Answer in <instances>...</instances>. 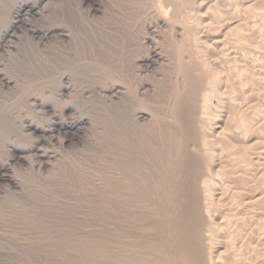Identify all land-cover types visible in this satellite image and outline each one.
I'll use <instances>...</instances> for the list:
<instances>
[{"label": "rangeland", "instance_id": "rangeland-1", "mask_svg": "<svg viewBox=\"0 0 264 264\" xmlns=\"http://www.w3.org/2000/svg\"><path fill=\"white\" fill-rule=\"evenodd\" d=\"M12 1L13 0H0V12L2 13L5 8H9ZM32 1L41 3L40 5H38V12L36 14L27 13L24 15V17L22 16V22L16 26L14 34L8 38L7 46L4 47L5 49L3 48L4 50L2 49L3 51H1L0 53V71L5 73L12 82L9 85L0 81V164L4 165V167L7 166L6 169H8V171L6 170V172L4 173V177L2 176L3 180H1L2 177H0V264H133V261L134 264H162L163 262L165 264V260L168 258L167 254H170L171 248H173L172 250L176 249L174 248L176 247V244L174 243L176 241L172 238V235L170 237L172 231H170L171 228L170 226H168V208L170 209L169 206L171 204V201L166 202V200L172 197L171 190H173L174 187L180 184L179 174H182L180 173L181 171L184 172L185 170H187L186 168L188 167L185 166L184 168L185 164L183 163H186V161L189 160V156L194 157V163H190L191 165H193V167H189L188 171L195 167V169H198L196 171H199V173L201 171V173H203L202 179L198 183L201 186H204L205 184L204 188H208V190L215 188L218 191L225 192L222 197L225 196L223 198H225L226 201L223 198L222 199L225 202L222 200H220L219 202L217 200L218 202H216L220 204L216 203V206L220 207L221 205L220 208L224 209L226 207V212H232V217L228 214L229 219H238L240 217V220H237L240 225L244 226L246 225L245 223L248 222V225H246L247 229H249L248 226H250L251 224V228H254L253 226H256L255 232H257L258 228H261L257 233H255L257 234V236H255L254 241L256 240V242H253L254 244H246L247 248L245 244H243V248H245L244 250H248V248L250 247L248 250L249 253L245 252L239 243L240 246L238 247H241L243 251L242 253H244V256L249 260H246L247 258L242 259V262H244L245 260V263L240 262L239 264H260L262 261V263H264V228L262 227L264 226L262 225L264 223V219L262 218L264 216V156L261 155L263 157L257 158L261 159V161L258 160L257 162H261L263 165L261 163V165H259V163L251 164L252 162H254L258 155L260 156V154L257 153L258 149L260 150L262 146L264 147V141H261L264 140V128L262 127V125L260 127L258 123L261 122V120L259 121V119L256 117V115L260 114L261 112L262 114L264 113V71L260 69L264 68V58L262 59L259 58V56H255L256 59L259 58L256 61L262 59V65L259 63L260 61L256 63L253 56L254 59L248 58V62H244V64L243 62H241L243 65L240 64L239 67L242 69H239V67H237L238 64L235 68L234 66H232L233 69L231 67L227 68L228 70L232 69L233 73H235L234 70L236 71L239 69V74H234L235 77H237L236 75H239L236 79L233 74L231 75V78L233 79H230L229 76V80H235L231 83V81L227 80L225 75H222L223 73L221 74L222 76L219 73H217L216 76L214 74L217 71L213 70L214 73L210 71L214 68V66L212 65V67L211 64H209L210 67L206 65L208 62H210V57L207 58L206 55V46L204 48V46H202L198 42V44H196V47L193 45L192 48L194 49L196 54L199 55V57L197 56L198 60L199 58L201 59V61L199 60L198 62L199 65H201L200 67L203 69V73H200V76L196 77L197 79L194 78L192 80L193 82L190 80L192 84H187L190 87L189 92L193 94L191 95L190 93H188L190 95L189 98L195 97V101L197 102V99L202 97L203 95L206 98L208 97V95L209 97L211 96L207 99L204 97V100L206 101L203 100L204 104H202V106L198 108L199 110L201 109L200 111L197 110V108H193V111L195 112L190 114L192 115L191 120H195L196 122L201 119L198 122L199 124L202 123L200 126L198 125L200 128L197 127L194 129V133L192 132L194 136H191H193V138L185 133L187 131H185L184 128H188V126L185 124H187L188 122L184 123L185 121H181V107L177 106V103L179 102L181 96L180 92H182V87H184L186 83L184 82L185 80H183L182 77L183 75L187 74L184 72V64L182 63V65H178L180 63L178 61H181L180 58H182V54L184 53L183 51H185L186 49H184V43L181 41L180 35L174 32L171 28L164 29V27L163 30L162 26L160 25L157 26V29L155 30L156 25L154 26V24L156 23L155 20L157 19L155 17H157L159 14L158 9L156 10L157 5L156 7L154 5L157 0H104L105 2L103 0H89L86 2L82 0ZM93 1L96 3V6L99 9L97 12H94V9H97L96 6L94 7V9H91L89 7L90 5H88ZM201 1L202 0H198L197 4ZM207 1L208 3L210 2V0ZM207 1L205 2V6L203 7V14L206 12L205 7L208 4ZM13 4L14 3H12V5ZM154 7L158 14L155 10L151 9ZM148 9L150 12H153V14L151 13L150 15ZM226 12V15H224V12H221L222 14L220 12H218L217 14L215 13V16H213L214 18H209L210 16H207L210 20L204 14L206 17L204 19V23L206 24V22L209 21L205 25L206 27L208 26L207 31L209 30L210 33H213V35L214 33H216V31L222 32L223 28L220 30V25H223L222 27H225L224 25L227 19L223 20L221 18L223 16V18L228 17L230 13L229 12L227 14ZM219 13L221 15L220 17H218ZM149 15L152 16V18L154 17V22H152V18H150ZM146 22L150 23L151 25L153 24L154 30H150L152 33L148 31V23ZM190 25L191 24H187L185 26L188 27ZM55 26H59L60 30L56 34H51L53 35L52 37H46L45 35H35L32 33V30L34 29L44 32L48 28ZM260 26H258V28H260ZM159 27L161 29H158ZM206 27H204V29H206ZM239 28H241V26L238 27V29ZM255 28H257V26ZM255 28L252 27V31ZM238 29L236 30L238 32H241L242 28L240 30ZM261 29L262 27L257 30L255 29V31L258 32V30L261 31ZM62 30L63 32H67V34L69 35L68 38H65L61 35ZM243 31L242 34L244 33ZM203 32H205L206 35V31L204 30ZM235 32L236 31L234 29L232 33L234 34ZM225 33L226 34L224 36L226 38H223V36V41L216 42L219 44L214 43L213 45V43L210 44L212 40L209 42L207 41L211 46V51L213 49V52L215 51L214 54L217 52L215 55L217 57L218 55L221 56V51H223L224 49V53H226V56L228 54V57H230V54H238L239 57H243V48L246 50L248 48L249 50L254 45L251 40V42H249V40H245L248 39V36L246 35L245 37H243L244 35L241 36L242 34L238 33V35L241 34L239 35L241 37V39L239 38L240 40H242V37L245 38L243 39V42L238 39V35L235 34V37H237L235 39H238V41H235L231 32ZM245 33L249 35V32ZM148 34H150V36ZM217 34L215 36H217ZM228 35L230 36L228 37ZM203 38L202 41H205L206 36L204 38L205 40H203ZM153 39L155 40L153 41ZM143 40L148 41L144 42ZM153 43H155L156 45L154 44V46ZM153 47L158 48L160 52L162 51L161 54L165 53L163 54L164 59L155 60L154 58L153 63L150 62V64L146 66L147 64H144L143 58L145 59L148 57V55H150L148 54V52L150 51L149 48L151 49ZM239 48H242V51ZM237 50H239L241 53ZM144 55L147 56L145 57ZM207 59H209V61ZM250 60L251 62H249ZM156 61L158 62L156 63ZM105 63L106 65H104ZM223 66L225 67L224 62ZM105 67L107 70L105 69ZM146 67L149 68L147 69ZM206 67L209 69V72L208 69L206 70ZM219 69L221 70L220 67H218V70ZM224 69L226 70V68ZM249 69L253 71L254 69L255 71H257L258 69L259 71H261L262 75L260 74L261 76H258L260 79L256 78L257 80H259H254L257 82H252L251 78L249 82V79L247 77L252 74L251 71L249 72ZM181 71H183L184 74L181 73ZM210 72L213 73V75ZM208 73L211 74V77L208 75ZM213 76H216V78H214ZM217 77L219 79H217ZM220 80L225 81L224 83L222 82V84H219L221 83ZM141 84H144V87H142ZM181 84L182 86H180ZM192 86L196 87L197 89L193 88ZM200 86L202 87L200 88ZM147 89H149L148 92L146 91ZM137 92L138 94H140L138 95ZM194 93L196 94V96ZM197 95H199L200 97ZM37 100L44 101L47 107H49V110L41 108L40 103ZM109 106L111 107V109ZM135 107H138L137 109L139 112H137ZM134 109L136 113H134ZM206 110L209 113H207ZM132 113H134V115ZM140 114L145 117L143 118ZM204 115H208V119H206L207 116L205 117ZM202 116L204 119L201 118ZM250 116L251 121H249ZM150 118L151 120L149 121ZM255 118H257L256 121ZM211 119L213 120L210 121ZM242 119L245 121H243ZM127 120L130 121L128 122ZM214 120L218 121L215 122ZM253 120L255 122H253L252 124ZM75 121L78 123V126H76L72 130L63 128L61 126V123L70 124ZM208 121L212 123L209 122L208 124ZM29 122H33L35 125H38L44 133H40L38 135L26 131L27 129L25 128V126H27ZM127 122L129 126L128 124L126 125ZM182 122L185 126L184 127L182 125V127L184 128L181 127ZM217 123L220 127L217 128V130L214 129V131H211V128L209 127L214 128L215 126H217ZM152 124L154 126H152ZM249 124H252V128L254 127L253 129L255 133H257L259 129L258 133L261 132L260 136L258 133V136L256 135L255 137V134L254 136H252L254 132L253 129L251 131V128L249 130ZM255 125H259V128L257 129V126ZM255 128L257 130H255ZM130 129L131 131L129 132ZM219 129L220 131H218ZM260 129L262 130L260 131ZM116 130H118L119 132ZM147 130L150 132L148 133ZM198 130L199 132H197ZM211 132L214 133L211 134ZM219 132H223L224 134H220ZM95 135H97L98 137ZM128 136H131L132 139ZM248 137H250L251 139ZM260 137H262V139H260ZM190 138L192 141L190 140ZM254 138H258L259 140L257 139L258 141H256ZM205 140L206 142H208L209 140L211 141H209L207 144ZM127 141H129L130 143ZM193 141L197 145L194 146V148H196H193L194 151L192 150L191 153V151L188 150L192 149L193 146H191L192 143L190 142ZM253 141L255 142L254 144H252ZM147 142L149 144H147ZM210 142L212 143L210 144ZM198 143L201 145H199ZM245 143L246 145H244ZM255 144L257 147L255 146ZM12 145L17 147L16 149L18 152H15V150L11 148L13 147ZM187 145H189V147ZM211 145L213 148L211 147ZM247 145H249V147ZM258 145L260 147H258ZM254 146L257 149H255ZM204 148L207 152L204 150ZM214 149L218 150L215 151ZM224 149L225 152L223 151ZM196 152L199 155L196 154ZM259 152L261 153V151ZM210 153H212V155ZM165 154H167L168 156H166ZM207 154L209 157L207 156ZM184 155H188V158L187 156L183 158ZM18 156L21 157L18 158ZM16 158H18L20 161ZM226 158H228V160H226ZM195 159L197 160V162ZM205 159L216 163V165H213L212 163V165L214 166L212 172V169H210L209 166L211 162L209 161L207 163ZM250 159H252V161ZM249 160L250 162H248ZM136 163H138L139 165ZM220 163L222 165H220ZM255 164H257L256 169L253 167ZM206 165L208 166L206 167ZM218 165H220L221 167H224L226 165L225 168H220L222 169V174H220V176L218 173H220L221 170L219 169L220 172H218L216 169L219 168ZM208 167L210 170L208 169ZM245 167L248 168L246 169ZM249 169L252 171V173ZM215 171L217 173H215ZM258 172L263 176H261L262 179L259 176ZM175 174L178 175L175 176ZM7 176L8 179L5 178ZM104 176L106 179L102 178ZM161 176H163V178ZM235 176L237 177V179ZM99 177L102 179H100ZM206 177H208L209 179ZM223 177H225V180H223ZM235 179L238 181H236ZM102 180H104V182L101 184V188L103 187V184H107L106 186H104V189L105 187L106 189L109 188V191L111 188L110 191L113 192L109 193V197L107 195V199L114 201V199L116 198L113 203L114 205L112 204L109 209L107 207L108 203L106 204V201L104 203L105 205L103 204L102 206L97 207L96 204H94L95 199L92 198L93 195L91 196L95 189V186L100 184ZM165 181H167V184L165 183ZM169 182L172 183V186ZM108 184L110 187L108 186ZM138 186L140 187V189ZM234 186L241 187H239V189L237 187L235 188ZM168 187H170V189ZM225 187H228L227 190L229 191H225ZM137 188L140 191H138ZM104 189L102 188V190ZM141 189L143 190V192ZM165 189H167L168 193H170L164 194V192H167V190ZM234 190L236 192L239 191V194L236 192L231 193ZM161 193L163 194V196H161ZM240 193L242 194L240 195ZM231 194L235 198H232ZM133 195L137 196L134 198ZM123 197L129 200L130 198L132 200L134 199L135 202L138 201L139 205L136 204L137 202L135 203L131 200L133 202L132 203L131 201ZM230 199L233 200L231 201ZM250 199L252 200V202ZM139 200L143 201L139 203ZM234 200L237 202H235ZM248 200L251 202V204ZM232 202L235 203L238 207H236L235 204L233 205ZM243 202L247 203L245 204ZM134 203L138 206H135ZM256 203L258 206L256 205ZM83 204L85 205L83 206ZM93 205L95 206L92 207ZM227 205L230 206L228 207ZM231 205L233 208H231ZM248 206H250L252 209ZM245 210L247 211V213ZM242 211L247 216L246 218H244V221L247 219V222H244L242 219L244 214ZM250 213L252 216L250 215ZM136 214H139L138 216L140 218ZM236 214L238 216L239 214L241 215L237 217ZM127 216L131 218L129 219ZM233 216H236V218ZM126 218L129 221H127ZM140 219L142 220V222ZM121 220H123V222H121ZM115 221H117L119 224ZM240 221L242 222V224ZM155 222L157 224H155ZM166 222H168V224ZM110 225L112 228H110ZM133 226L135 228H133ZM243 226H241V233L244 236L243 230H245L244 232L246 234V228L244 226L243 229ZM217 227H220V231L217 230ZM225 227L230 228V230L226 229ZM212 228H214L212 231L214 232L212 233L213 235L218 234L219 232L217 240L221 242H225V239L228 242L230 240L234 241V239H232L234 238L233 236L239 237L241 235V230L238 232L239 229H237V227H234V232H231V229H233L232 226L229 227L224 225L221 227L216 226V224L214 223V226H212ZM238 228H240V226H238ZM146 229H148V231ZM235 233L237 236L234 235ZM261 233H263V236L261 235ZM148 234L151 235L148 236ZM87 236L89 239L87 238ZM125 236L127 237L125 238ZM161 236H164V238H161ZM226 236L230 238L228 239L226 238ZM241 237L242 236H240V238ZM256 237H259L260 239L258 238L257 241ZM171 238L173 241L171 240ZM158 241L160 242L158 243ZM151 243H153L154 245H151ZM119 245L121 246L120 248ZM252 248V252L254 254L251 252ZM165 249L167 252H169H165L166 256H164ZM109 251L111 252V254ZM138 251L142 252L140 253ZM158 252L162 255L164 254V257L162 256V258L165 259L164 261L159 259L161 261H158L159 263L156 262L158 260L157 257L160 256ZM99 254L101 255L99 256ZM84 255L85 257H83ZM250 256H255L257 261H253L255 257L252 258ZM140 257L143 259H141ZM147 257L149 259H147ZM123 259L126 260L124 261ZM137 259L139 260L136 261ZM250 260H252L254 263L252 261L251 263Z\"/></svg>", "mask_w": 264, "mask_h": 264}, {"label": "bare ground", "instance_id": "bare-ground-1", "mask_svg": "<svg viewBox=\"0 0 264 264\" xmlns=\"http://www.w3.org/2000/svg\"><path fill=\"white\" fill-rule=\"evenodd\" d=\"M42 1V0H41ZM43 1H45V0H43ZM82 1H89V0H82ZM91 1V0H90ZM99 1V0H98ZM104 1V0H103ZM136 1V0H135ZM142 1V0H141ZM202 1H204V0H202ZM200 2V3H198L197 4V2H198V0H157L156 1V3L154 4L155 5V7H156V5H157V7H156V10L158 9V13H157V11L155 10V7L154 8H151V9H153V10H155L156 11V13L158 14V16L157 17H155V18H157L156 20L155 19H153L152 18V16H150L151 15V13L153 14V12H150L149 11V9H148V11L150 12V15H149V17L150 18H152V22H154V20L156 21V23L154 24V26L156 25V28H155V30L157 29V26H162V29L164 28V29H166V28H171L174 32H176L177 34H179L180 35V38H181V41L184 43V49H186L185 51H183L184 53L182 54V58H180V60L181 61H178V62H180L178 65H182V63L184 64V67H185V73H187L186 75H183V80H185L184 82H186L185 83V85H184V87H182L183 89H182V92H180L179 94L181 95L180 96V99H179V102L177 103V106L178 107H181L180 108V110H181V113H180V118H181V121H185L184 123H186V122H188L187 124H185V125H187L188 126V128H186L184 125H183V122H182V124H181V127H182V125L185 127H182V128H184V130L185 131H187V132H185V133H187V135H189L190 137H193L194 135L192 134V132L193 131H195L194 129L195 128H197V127H199L201 124H199V120H201V119H199V117H198V121H196L195 122V120L193 121V120H191V117H192V115H190V114H192V113H194L195 111H193V108H197V110H199L198 108H200L201 106H202V104H204V102H203V100H204V95L202 96V97H200L199 95H197V96H199L200 98H198L197 99V102L195 101V97L192 99V98H189L190 97V95L188 94V93H190L191 95H193L191 92H189V86L187 85V84H189V83H191V81L194 79V78H196L197 76L199 77L200 75V73H203V69L200 67L201 65H199V60L201 61V59L199 58V60H198V57H199V55L198 54H196V52L194 51V49L192 48L193 47V45L196 47V44H201L202 46H204V48H205V46H206V55H207V58L208 57H210V62H208L209 61V59H207L208 61V63L206 64V65H208L209 67H210V65L209 64H211V66L213 65L214 66V68L212 69V70H210V71H212L213 73H214V71L213 70H215V71H217L214 75H216L217 76V73H219L220 75L222 74V75H225L226 76V78H227V80L228 81H231V80H229V76H230V79H233V78H231L232 76V74H233V76H234V74H239V72H238V70L239 69H242V68H240L239 67V65L241 64V65H243L244 64V62H248V58H252V59H254L255 58V61L257 60V59H259V58H264V0H210V2L208 3V1L207 0H205L204 2ZM207 1V5H206V12L204 13L205 15H206V17L207 16H210L209 18H214L213 16H215V13L217 14L218 12H224V15H226L225 14V12L226 11H228V12H226L227 14L229 13V16L228 17H225V18H221V19H227V21L225 22V27H222L223 25H220V30L223 28V31L222 32H217L216 31V33H214V35H213V33H210V31L208 30L207 31V29H208V26L206 27L205 25L207 24V22H209V21H207L206 22V20H205V22H206V24L204 23V19L206 18L205 17V15L202 13L203 12V7L205 6V2ZM105 2V1H104ZM12 3H14L13 5H12ZM87 3H89V2H87ZM102 3V2H101ZM137 3V2H136ZM149 3V2H148ZM41 3H38L37 1L35 2H33L32 0H13L12 2H11V6L9 7V8H5L3 11H2V13L0 12V53H1V51H3L5 48L4 47H6L7 46V44H8V38L9 37H11L13 34H14V30H15V28H16V26L18 25V24H20L21 22H22V16L24 17V15L25 14H27V13H33V14H36L37 12H38V5H40ZM84 4V3H83ZM103 4V3H102ZM88 5H90L89 7L91 8V9H94V7L96 6V3L93 1V2H90V4H88ZM98 5V4H97ZM143 5V4H142ZM109 6V5H108ZM142 7V6H141ZM149 7H151V6H149ZM89 8V9H90ZM96 8L97 9H94L95 11L94 12H97L99 9H98V7L96 6ZM106 8V7H105ZM143 8V7H142ZM147 8V7H146ZM90 9V10H91ZM104 9V8H103ZM101 10V9H100ZM142 10V9H141ZM92 11V10H91ZM140 11V10H139ZM88 12V11H87ZM93 12V11H92ZM103 12V11H102ZM145 12V11H144ZM220 13H219V16L218 17H220L221 15H220ZM90 14V13H89ZM92 14V13H91ZM155 14V13H154ZM156 14V15H157ZM207 14H209V15H207ZM222 14V13H221ZM93 15V14H92ZM99 15V14H98ZM145 15V14H144ZM156 15H154V16H156ZM94 16V15H93ZM144 17V16H143ZM217 17V16H216ZM208 18V17H207ZM208 18V19H209ZM147 19V18H146ZM216 19V18H215ZM210 20V19H209ZM214 20V19H213ZM149 22V21H148ZM148 22H146V23H148ZM151 22V23H152ZM224 22V21H223ZM189 25V24H191L190 26H188V27H186L185 25ZM223 24V23H222ZM213 25V24H212ZM248 25V26H247ZM261 25V26H260ZM148 31H150V30H154V26H153V24L151 25L150 23H148ZM241 26V28L243 29V30H245V28H246V30L245 31H243L241 28H239L238 29V27H240ZM242 26H244V27H242ZM257 26V28H255ZM258 26H260V28L262 27V29H261V31L260 30H258V32H256L255 31V29L257 30V29H260V28H258ZM144 27H146V26H144ZM204 27H206V29H204ZM252 27H254L255 29H253V31H252ZM147 29H145V30H147ZM158 29H161L160 27L158 28ZM163 29V30H164ZM206 31V35H205V32H203L204 30ZM234 29H235V31L237 32H235L234 34L232 33V31H234ZM236 29H238V30H240L241 29V32H238ZM59 26H55V27H51V28H48L46 31H44V32H42L41 30H37V29H34V30H32V33L33 34H35V35H45L46 37H52L53 35H51V34H53V33H57V32H59ZM219 30V29H218ZM263 30V31H262ZM214 31V30H213ZM242 31L245 33V32H249V35H247V33H243L242 34ZM252 31V32H251ZM147 32V31H146ZM151 32V31H150ZM154 32V31H153ZM225 32H231L232 34H233V38L235 39V38H237V37H235L236 35H238V33H241V34H239V35H241V36H243V37H245V35L246 36H248V39H245V38H243L242 37V40H240L241 39V37L238 35V39L240 40V41H243L244 42V40L243 39H245V40H249V42H251L252 41V43H254V45L251 47V49H249V50H251V51H249L248 50V48H247V50L246 49H244L243 48V52H244V55H243V57H239L238 56V54H230V57H228L229 55L227 54V56L225 55L226 53H224V50L223 51H221V56L220 55H218V57L217 56H215L216 55V53L214 54V52H213V49H212V51H211V46H210V44H212L213 43V45H214V43L215 44H219V43H216V42H220V41H223V38H226L224 35L226 34ZM253 33V34H251V33ZM260 32H261V34H260ZM149 33V32H148ZM152 33V32H151ZM218 33V34H217ZM259 33V34H258ZM217 34V36H215ZM230 34V33H229ZM236 34V35H235ZM63 37H65V38H68L69 37V35L67 34V32H63V30H62V34H61ZM138 35V34H137ZM144 35V34H143ZM149 36H150V34H148ZM156 35V34H155ZM213 35V36H212ZM71 36V35H70ZM151 36H152V34H151ZM157 36V35H156ZM155 36V37H156ZM205 36H206V40L204 39L205 38ZM224 36V37H223ZM230 35H228V37H229ZM44 37V36H43ZM148 37V36H147ZM204 37V38H203ZM223 37V38H222ZM227 37V38H228ZM71 38V37H70ZM145 38V37H144ZM153 38H154V35H153ZM202 38H203V40H205V41H202ZM232 38V39H233ZM247 38V37H246ZM148 39V38H147ZM156 39V38H155ZM155 39H153V41L155 40ZM229 39H231V38H229ZM228 39V40H229ZM233 39V40H234ZM238 39H235V41H238ZM142 40V39H141ZM149 40V39H148ZM148 40H143L144 42H146V41H148ZM151 40V39H150ZM157 40V39H156ZM180 40V39H179ZM212 40V41H211ZM251 40V41H250ZM209 41H211V43L209 44L208 42ZM143 42V43H144ZM151 42V41H150ZM149 42V43H150ZM198 42V43H197ZM178 43H179V41H178ZM146 44V43H145ZM155 43H153V45H154ZM187 44V45H186ZM156 45V44H155ZM154 45V46H155ZM182 45V44H181ZM200 45V46H201ZM185 46H187V47H185ZM151 47H152V45H151ZM157 47V46H156ZM156 47H153V48H149V52H148V54H150V55H148V57L147 58H143V62H144V64H147L146 66H148L149 64H150V62L151 63H153V60H154V58H155V60H157V59H164L163 58V54H165V53H162L161 54V52L159 51V49L158 48H156ZM233 47V46H232ZM4 48V49H3ZM98 48V47H97ZM146 48V47H145ZM235 48V47H234ZM238 48V47H237ZM3 49V50H2ZM240 49V48H239ZM242 49V48H241ZM240 49V50H241ZM200 50V49H199ZM216 50V49H215ZM246 50V51H245ZM237 51H239V50H237ZM242 51V50H241ZM249 51V52H248ZM166 52V51H165ZM240 52V51H239ZM243 52H242V54H243ZM256 52V53H255ZM234 53H236V52H234ZM241 53V52H240ZM255 53V54H254ZM103 54V53H102ZM220 54V53H219ZM97 55V54H96ZM106 55V54H105ZM205 55V54H204ZM237 55V56H236ZM100 56V55H99ZM145 56V55H144ZM147 56V55H146ZM145 56V57H146ZM198 56V57H197ZM224 56H225V58H224ZM253 56H254V58H253ZM255 56H259V58H257L256 59V57ZM143 57V56H142ZM153 58V59H152ZM179 58V57H178ZM224 58V59H223ZM165 59H167V58H165ZM262 59H260L259 61H256V63L257 62H259L261 65L263 64V62L261 63V61H262ZM99 60V59H98ZM109 60V59H108ZM107 60V61H108ZM158 60V61H159ZM223 60V61H222ZM133 61V60H132ZM140 61H141V59H140ZM158 61H156V63L158 62ZM206 61V60H205ZM100 62V61H99ZM102 62V61H101ZM135 62V61H134ZM162 62V61H161ZM203 62V61H202ZM223 62L225 63V67L223 66ZM241 62H243V64L241 63ZM249 62H251V60L249 61ZM110 63V62H109ZM140 63V62H139ZM142 63V62H141ZM155 63V64H156ZM163 63H164V61H163ZM137 64V63H136ZM135 64V65H136ZM161 64V63H160ZM205 64V63H204ZM221 64V65H220ZM237 64H238V66H237ZM104 65H106V63L104 64ZM110 65V64H109ZM164 65V64H163ZM205 65V66H206ZM246 65H247V63H246ZM142 66H143V64H142ZM155 66V65H154ZM212 66V67H213ZM232 66H234V68L237 66V67H239V69L238 70H234V72L235 73H233V71H232ZM150 67V66H149ZM149 67H146L147 69L149 68ZM181 67V66H180ZM218 67H220L221 68V70L219 71L218 70ZM229 67H231L232 69H227V68H229ZM152 68V67H151ZM154 68V67H153ZM159 68V67H158ZM163 68V67H162ZM182 68V67H181ZM216 68V69H215ZM224 68H226V70L224 69ZM105 69H106V67H105ZM104 69V70H105ZM136 69V68H135ZM177 69V68H176ZM179 69V68H178ZM183 69V68H182ZM181 69V70H182ZM208 68L206 67V70H207ZM246 69V68H245ZM262 71H264L263 69L264 68H260ZM107 70V69H106ZM133 70V69H132ZM134 71V70H133ZM159 71V70H158ZM183 71H181V73H183L184 74V72ZM222 71V72H221ZM244 71V70H243ZM251 71V73L252 74H250V76H249V74H248V76L249 77H247L248 79H249V82H250V78H251V80H252V82L254 81V80H257L256 78H259L258 76L261 74V71H259L258 69H257V71H255V69H254V71L253 70H250L249 69V72ZM253 71V72H252ZM178 72V71H177ZM180 72V71H179ZM206 72V71H205ZM208 72H209V69H208ZM241 72V71H240ZM146 73V72H145ZM211 73V72H210ZM213 73H211L212 75H213ZM133 74V73H132ZM141 74V73H140ZM207 74V73H206ZM211 74H209L208 73V75L210 76ZM218 74V75H219ZM245 74V73H244ZM138 75V74H137ZM202 75V74H201ZM219 75V76H220ZM221 75V76H222ZM262 75V74H261ZM260 75V76H261ZM132 76V75H131ZM148 76V75H147ZM216 76L214 77V78H216ZM237 77L239 76V75H236ZM191 77H192V79H191ZM211 77V76H210ZM235 77V76H234ZM237 77H235V79L237 78ZM11 78V77H10ZM143 78V77H142ZM224 78V77H223ZM144 79V78H143ZM145 79H146V77H145ZM189 79V80H188ZM197 79V78H196ZM199 79V78H198ZM217 79H219L218 77H217ZM221 79V78H220ZM239 79V78H238ZM260 79V78H259ZM258 79V80H259ZM122 80V79H121ZM187 80H188V82H187ZM191 80V81H190ZM247 80V79H246ZM257 80V81H258ZM0 81L1 82H3V83H7V84H9L10 85V83H12L11 81H10V79L8 78V76H6V74L5 73H3V72H1L0 71ZM195 81V80H194ZM217 81V80H216ZM221 81V83H219V84H222V82L224 83V81H222V80H220ZM220 81H218V82H220ZM233 82L235 81V80H232ZM232 81H231V83H232ZM257 81H254V83L255 82H257ZM193 82V81H192ZM217 82V83H218ZM240 82V81H239ZM133 83V82H132ZM182 83H183V81H182ZM237 83H238V80H237ZM253 83V84H254ZM129 84V83H128ZM192 84V83H191ZM190 84V85H191ZM203 84V83H202ZM201 84V85H202ZM264 84V83H263ZM104 85V84H103ZM109 85V84H108ZM130 85V84H129ZM142 85V87H144V84H141ZM204 85V84H203ZM206 85H208V84H206ZM237 85V84H236ZM250 85H252V84H250ZM261 85V84H260ZM115 86V85H114ZM180 86H182V84L180 85ZM194 86V85H193ZM192 86V87H193ZM202 86H200V88H201ZM211 87V86H210ZM213 87V86H212ZM238 87H239V85H238ZM115 88V87H114ZM149 88V87H148ZM180 88V87H179ZM193 88H196V87H193ZM207 88V87H206ZM102 89V88H101ZM100 89V90H101ZM107 89V88H106ZM146 89V88H145ZM156 89V88H155ZM176 89V88H175ZM192 89V88H191ZM197 89V88H196ZM199 89V88H198ZM211 89V88H210ZM110 90V89H109ZM134 90V89H133ZM140 90V89H139ZM148 90L149 89H147L146 91L148 92ZM204 90V89H203ZM115 91V90H114ZM117 91V90H116ZM123 91V90H122ZM126 91V90H125ZM128 91V90H127ZM131 91V90H130ZM143 91V90H142ZM152 91V90H151ZM179 91V90H178ZM191 91V90H190ZM205 91V90H204ZM208 91V90H207ZM192 92H193V90H192ZM240 92V91H239ZM252 92V91H251ZM122 93V92H121ZM199 93V92H198ZM203 93V92H202ZM116 94V93H115ZM137 94H138V92H137ZM140 94V93H139ZM138 94V95H139ZM195 94V93H194ZM200 94V93H199ZM128 95V94H127ZM134 95V94H133ZM178 95V94H177ZM201 95V94H200ZM104 96V95H103ZM195 96H196V94H195ZM133 97V96H132ZM173 97H174V95H173ZM208 97H209V95H208ZM207 97V98H208ZM211 97V96H210ZM209 97V98H210ZM127 98V97H126ZM197 98V97H196ZM206 98V97H205ZM206 98V99H207ZM102 99V98H101ZM115 99V98H114ZM120 99V98H119ZM43 100V99H42ZM103 100V99H102ZM105 100V99H104ZM111 100V99H110ZM113 100V99H112ZM193 100V101H192ZM249 100V99H248ZM256 100V99H255ZM38 101V100H37ZM204 101H206V100H204ZM39 103H40V106H41V108H44V109H48L49 110V107H47V105H46V103L44 102V101H38ZM118 102V101H117ZM140 102V101H139ZM208 102V101H207ZM211 102V101H210ZM117 104V103H116ZM136 104V103H135ZM172 104V103H171ZM216 105H217V103H216ZM249 105V104H248ZM140 106V105H139ZM206 106V105H205ZM209 106V105H208ZM110 107V106H109ZM221 107V106H220ZM102 108V107H101ZM136 108V107H135ZM138 108V107H137ZM136 108V110H137V112H139L138 111V109ZM210 108V107H209ZM212 108V107H211ZM240 108V107H239ZM250 108H252V107H250ZM110 109H111V107H110ZM153 109V108H152ZM170 109V108H169ZM207 109V108H206ZM233 109V108H232ZM247 109V108H246ZM109 110V109H108ZM117 110V109H116ZM201 110V109H200ZM199 110V111H200ZM203 110V109H202ZM217 110H218V108H217ZM245 110V109H244ZM106 111V110H105ZM193 111V112H192ZM207 111V110H206ZM205 111V112H206ZM237 111V110H236ZM264 111V110H263ZM116 112V111H115ZM120 112V111H119ZM147 112V111H146ZM154 112H155V110H154ZM202 112V111H201ZM218 112V111H217ZM231 112V111H230ZM235 112V111H234ZM248 112V111H247ZM256 112H258V111H256ZM134 113H136L135 112V109H134ZM134 113H132L133 115H134ZM198 113V112H197ZM197 113H196V115H197ZM207 113H209L208 111H207ZM212 113V112H211ZM259 113H260V111H259ZM115 114V113H114ZM150 114V113H149ZM213 114V113H212ZM262 112L260 113V114H258V115H256V117L259 119V121L261 120V122H259L258 124L260 125V127H261V125H262V127L264 128V113L262 114ZM111 115V114H110ZM124 115V114H123ZM130 115V114H129ZM135 115H137V114H135ZM139 115V114H138ZM140 115H142V114H140ZM203 115V114H202ZM126 116V115H125ZM132 116V115H131ZM201 116V115H200ZM205 117L207 116V118L206 119H208V115H204ZM221 116V115H220ZM219 116V117H220ZM245 116V115H244ZM142 117L144 118L145 116H143L142 115ZM166 117V116H165ZM194 117H197V116H194ZM216 117H217V115H216ZM99 118V117H98ZM115 118V117H114ZM130 118V117H129ZM133 118V117H132ZM135 118V117H134ZM141 118V117H140ZM178 118H179V116H178ZM180 118H179V120H180ZM201 118H203V116L201 117ZM224 118V117H223ZM246 118V117H245ZM247 118H248V116H247ZM246 118V119H247ZM257 118H255V121H256V119ZM104 119V118H103ZM128 119V118H127ZM194 119V118H193ZM204 119V118H203ZM202 119V120H203ZM205 119V120H206ZM213 119H214V117H213ZM213 119H211L210 121H212ZM221 119V118H220ZM251 119V116H250V118H249V121H251L250 120ZM112 120V119H111ZM137 120V119H136ZM139 120V119H138ZM141 120H143V119H141ZM145 120V119H144ZM147 120V119H146ZM151 120V118L149 119V121ZM178 120V121H179ZM191 120V121H190ZM204 120V121H205ZM243 120V119H242ZM108 121V120H107ZM128 121V120H127ZM130 121V120H129ZM128 121V122H129ZM132 121V120H131ZM135 121V120H134ZM156 121V120H155ZM193 121V122H192ZM210 121H208L207 123L209 124V122ZM215 122L216 121H218V120H214ZM221 121V120H220ZM243 121H245V120H243ZM248 121V122H249ZM254 120L252 121V124H253V122H255ZM106 122V121H105ZM128 122L126 123V125L128 124ZM158 122V121H157ZM167 122V121H166ZM214 122V123H215ZM133 123V122H132ZM206 123V122H205ZM210 123H212V122H210ZM250 123V122H249ZM257 123V122H256ZM78 123L75 121V122H72V123H70V124H64V123H61V126L63 127V128H67V129H69V130H72V129H74L76 126H78L77 125ZM136 124V123H135ZM144 124V123H143ZM155 124V123H154ZM189 124V125H188ZM216 124V123H215ZM252 124L250 125L249 124V130H250V128H251V131H252V129L254 128H252ZM255 124V123H254ZM140 125V124H139ZM149 125V124H148ZM163 125V124H162ZM199 125V126H198ZM258 125V126H259ZM128 126H129V124H128ZM145 126V125H144ZM152 126H154L153 124H152ZM159 126V125H158ZM207 126H209V125H207ZM212 126V125H211ZM251 126V127H250ZM255 126H257V125H255ZM256 127L257 129L259 128V127ZM107 127V126H106ZM110 127V126H109ZM121 127V126H120ZM165 127V126H164ZM202 127V126H201ZM204 127V126H203ZM206 127V126H205ZM220 126L218 125V123H217V126H215L214 128H212V127H209V128H211V131L213 130L214 131V129H216L217 130V128H219ZM25 128L27 129H25L26 131H28V132H31L32 134H40V133H44L41 129H40V127L38 126V125H35L33 122H29L28 124H27V126H25ZM104 128V127H103ZM113 128V127H112ZM118 128V127H117ZM133 128V127H132ZM140 128V127H139ZM146 128V127H145ZM167 128V127H166ZM171 128V127H170ZM180 128V127H179ZM200 128V127H199ZM242 128V127H241ZM255 128V130H257ZM262 128V129H263ZM99 129V128H98ZM109 129V128H108ZM129 129V128H128ZM187 129V130H186ZM223 129V128H222ZM262 129H260V131L262 130ZM118 130H120V129H118ZM118 130H116V131H118ZM126 130V129H125ZM174 130V129H173ZM209 130V129H208ZM224 130V129H223ZM131 131V129L129 130V132ZM137 131V130H136ZM146 131V130H145ZM148 131V130H147ZM157 131V130H156ZM180 131V130H179ZM218 131H220V129L218 130ZM105 132V131H104ZM109 132V131H108ZM113 132H115V131H113ZM119 132V131H118ZM132 132H133V130H132ZM150 131H148V133H149ZM181 132V131H180ZM197 132H199V130L197 131ZM196 132V133H197ZM224 132V131H223ZM222 132V133H223ZM253 135L252 136H254V134H255V137H256V135L258 136V134H259V136H260V133H258L259 132V129H258V134L257 133H255V131H254V129H253ZM101 133V132H100ZM112 133V132H111ZM143 133V132H142ZM158 133V132H157ZM171 133V132H170ZM173 133V132H172ZM175 133V132H174ZM194 133V132H193ZM214 133V132H213ZM212 132H211V134H213ZM220 133V132H219ZM222 133H220V134H222ZM241 133H242V131H241ZM250 133V132H249ZM252 133V132H251ZM131 134V133H130ZM129 134V135H130ZM133 134V133H132ZM140 134V133H139ZM162 134V133H161ZM202 134V133H201ZM209 134V133H208ZM224 134V133H223ZM244 134H245V132H244ZM262 134H263V132H262ZM105 135V134H104ZM120 135V134H119ZM122 135V134H121ZM136 135V134H135ZM152 135V134H151ZM183 135V134H182ZM191 135H193V136H191ZM251 135H249V136H251ZM95 136H97V135H95ZM113 136V135H112ZM132 136H134V135H132ZM140 136V135H139ZM176 136V135H175ZM226 136V135H225ZM240 136H242V135H240ZM239 136V137H240ZM98 137V136H97ZM102 137V136H101ZM128 137H131V136H128ZM152 137V136H151ZM179 137V136H178ZM185 137V136H184ZM187 137V136H186ZM216 137V136H215ZM263 137V136H262ZM262 137H260V139H262ZM134 138V137H133ZM194 138V137H193ZM201 138H203V137H201ZM248 138H250V137H248ZM253 138V137H252ZM119 139V138H118ZM122 139H124V138H122ZM131 139H132V137H131ZM146 139V138H145ZM148 139V138H147ZM175 139V138H174ZM187 139V138H186ZM251 139V138H250ZM256 141H258L256 138H254ZM264 139V138H263ZM190 140H191V138H190ZM204 140V139H203ZM246 140V139H245ZM248 140V139H247ZM254 140V141H255ZM106 141V140H105ZM139 141V140H138ZM148 141V140H147ZM162 141V140H161ZM192 141V140H191ZM209 141H211V140H209ZM208 141V142H209ZM225 141V140H224ZM250 141V140H249ZM253 141V143L252 144H254L255 142ZM261 141H264V140H261ZM98 142V141H97ZM125 142V141H124ZM127 142H129V141H127ZM186 142V141H185ZM187 142H189V141H187ZM205 142H206V140H205ZM208 142H206L207 144H208ZM244 142V141H243ZM252 142V141H251ZM108 143V142H107ZM130 143V142H129ZM164 143V142H163ZM190 143H192V145L191 146H193L192 147V149H190V150H188V151H191V153H192V150L194 151V149L196 148H194V146L195 145H197V144H195L194 143V141L193 142H190ZM212 142H210V144H211ZM257 143V142H256ZM261 143V142H260ZM264 143V142H263ZM262 143V144H263ZM104 144V143H103ZM135 144V143H134ZM147 144H149L148 142H147ZM151 144V143H150ZM199 144V143H198ZM204 144V143H203ZM218 144H219V142H218ZM243 144V143H242ZM252 144H251V146H252ZM98 145V144H97ZM129 145V144H128ZM131 145V144H130ZM154 145V144H153ZM199 145H201V144H199ZM221 145V144H220ZM240 145V144H239ZM244 145H246V143L244 144ZM264 145V144H263ZM13 147H11L12 149H14L15 150V152H18L17 151V147L16 146H14V145H12ZM105 146V145H104ZM127 146V145H126ZM125 146V147H126ZM140 146V145H139ZM143 146V145H142ZM152 146V145H151ZM156 146V145H155ZM174 146V145H173ZM188 147H189V145H187ZM186 146V147H187ZM204 146V145H203ZM216 146V145H215ZM248 147H249V145H247ZM255 146H256V144H255ZM254 146V147H255ZM262 146V145H261ZM121 147V146H120ZM130 147V146H129ZM136 147V146H135ZM134 147V148H135ZM177 147V146H176ZM185 147V148H186ZM210 147V146H209ZM208 147V148H209ZM211 147H212V145H211ZM257 147V146H256ZM255 147V149H257ZM258 147H260L259 145H258ZM104 148V147H103ZM183 148V147H182ZM191 148V147H190ZM194 148V149H193ZM207 148V147H206ZM213 148V147H212ZM19 149V148H18ZM162 149V148H161ZM249 149V148H248ZM131 150V149H130ZM150 150V149H149ZM170 150V149H169ZM175 150V149H174ZM204 150H205V148H204ZM210 150V149H209ZM208 150V151H209ZM213 150V149H212ZM215 150V149H214ZM218 150V149H217ZM217 150H215V151H217ZM239 150H241V149H239ZM254 150V149H253ZM125 151V150H124ZM135 151V150H134ZM196 151V150H195ZM199 151V150H198ZM206 151V150H205ZM224 152H225V149L223 150ZM256 151V150H255ZM259 151H261V153L259 152ZM14 152V153H15ZM112 152V151H111ZM126 152V151H125ZM164 152V151H163ZM207 152V151H206ZM223 152V153H224ZM253 152V151H252ZM257 152V151H256ZM121 153V152H120ZM144 153V152H143ZM166 153V152H165ZM189 153V152H188ZM187 153V154H188ZM221 153V152H220ZM258 154H260V156L258 155H256L257 157H256V159L258 158V157H263L264 156V147L262 146L261 147V149L259 150L258 149V152H257ZM20 154V153H19ZM22 154V153H21ZM152 154V153H151ZM190 154V153H189ZM196 154H198L197 152H196ZM195 154V155H196ZM202 154V153H201ZM205 154V153H204ZM211 155H212V153H210ZM214 154V153H213ZM255 154V153H254ZM253 154V155H254ZM101 155V154H100ZM130 155V154H129ZM166 156H168L167 154H165ZM199 155V154H198ZM221 155V154H220ZM228 155V154H227ZM261 155H263V156H261ZM16 156V155H15ZM99 156V155H98ZM138 156V155H137ZM187 156V158H188V155H184V157L183 158H185ZM203 156H205V155H203ZM207 156H208V154H207ZM214 156V155H213ZM222 156H223V154H222ZM225 156V155H224ZM243 156V155H242ZM21 157V156H20ZM19 156H18V158H20ZM22 157H23V155H22ZM127 157H128V155H127ZM140 157V156H139ZM190 158H189V160H187L186 161V163L184 162L183 164H185L184 165V168H185V166H187L188 168L189 167H193V165H191V164H193L194 162V160H193V158L194 157H192V156H189ZM209 157V156H208ZM211 157V156H210ZM221 157V156H220ZM229 157V156H228ZM231 157H233V156H231ZM18 158H16V159H18ZM104 158V157H103ZM147 158V157H146ZM153 158V157H152ZM183 158H182V161H183ZM197 158V157H196ZM205 158V157H204ZM207 158V157H206ZM223 158V157H222ZM239 158H241V157H239ZM250 158V157H249ZM255 158V157H254ZM255 159L254 160V162H252L251 164H253V163H259V162H257L258 160H260L261 161V159ZM264 158V157H263ZM105 159V158H104ZM111 159H113V158H111ZM127 159V158H126ZM138 159V158H137ZM145 159V158H144ZM168 159V158H167ZM200 159H202V158H200ZM208 159V158H207ZM19 160V159H18ZM185 160V159H184ZM196 160V159H195ZM199 160V159H198ZM204 160V159H203ZM226 160H228V158H226ZM248 160V159H247ZM251 161H252V159H250ZM250 160L248 161V162H250ZM20 161V160H19ZM166 161V160H165ZM180 161V160H179ZM205 161H207V163L210 161V160H206L205 159ZM222 161H223V159H222ZM221 161V162H222ZM256 161V162H255ZM135 162V161H134ZM149 162V161H148ZM155 162V161H154ZM193 162V163H192ZM196 162H197V160H196ZM211 162V161H210ZM218 162V161H217ZM240 162V161H239ZM242 162H244V161H242ZM246 162V161H245ZM98 163V162H97ZM129 163H131V162H129ZM133 163V162H132ZM191 163V164H190ZM202 163V162H201ZM212 163H213V165L215 164L216 165V163H214V162H211V164L209 165L210 166V169H212L211 170V172L213 171V169H214V166L212 165ZM223 163V162H222ZM261 163V162H260ZM259 163V165H261ZM136 164H138V163H136ZM153 164V163H152ZM158 164V163H157ZM182 164V163H181ZM206 164V163H205ZM218 164V163H217ZM257 164H255L253 167L256 169V166H257ZM263 164H264V162H263ZM262 164V165H263ZM1 165V167H0V177H4V173L6 172V170L8 171V169H6V167H4V165H2V164H0ZM139 165V164H138ZM142 165V164H141ZM203 165V164H202ZM208 165H206V167L208 166ZM213 167H212V166ZM220 165H222L221 163H220ZM220 165H218L219 166V168H216L217 169V171L218 172H220L219 171V169L220 168H225V166L223 167H221ZM258 165V166H259ZM158 166V165H157ZM195 166V165H194ZM204 166V165H203ZM203 166H202V169H203ZM245 166H246V163H245ZM264 166V165H263ZM98 167V166H97ZM102 167V166H101ZM205 167V168H206ZM252 167V168H253ZM109 168V167H108ZM145 168H147V167H145ZM177 168V167H176ZM184 168H183V170H184ZM188 168H186L187 170H185L184 172H180V173H182V174H179V172H178V174L180 175L179 176V178H180V184L178 185V186H176V187H174V189L173 190H171V198H169L168 200H166V202H169V201H171V204H170V209L168 208V214H169V220H168V222H169V224H168V222H166L167 224H168V226H170V228H171V230L170 231H172V234H170V237H171V235L173 236L172 238L176 241V242H174L175 244H176V247H174V248H176L175 250H172L173 248H171V250H170V254L168 255L167 254V259L165 260L164 258H162V256L164 255V256H166V253L165 252H167L166 251V249H165V251H164V254L162 255V254H160L159 252H158V254H160V256H161V258H160V256L159 257H157L158 258V260L156 261V262H158V261H160L159 259H161L162 261H164L165 260V264H239L240 262L241 263H245V260H244V262H242L243 260L242 259H246L247 257H245L244 256V253H242L243 251H242V249H241V247L243 248V244H245V246H246V244L247 245H249V243L250 244H254L253 242H256V240L254 241V239H255V236H257V234H255V233H257L258 232V230H260L259 228L257 229V232H255V227L256 226H253L254 228H251L250 226L252 225H250V226H248V228L249 229H247L246 227V225H248V222H247V219L245 220L247 223H245L246 225H244L245 226V228H246V234H245V230H243V234H244V236L242 235V228H241V226H243V225H240L238 222H237V220L240 218L239 216L241 215V214H239V216L237 215V217H239L238 219L236 218V216H233V217H235L236 219H229L228 218V214L231 216V215H233V214H231V213H228L229 211H227L226 212V207L223 209V208H220L221 207V205H220V207H218V206H216V203L219 201L220 202V200H222V201H224L223 199H225V198H223V197H225V196H223L222 197V195H224L225 194V192H222V191H218L217 189H215V188H212V189H214V190H212L211 189V187H210V189L212 190V192H211V190H208V188H204V186H205V184H204V186H201L198 182L199 181H201V179H202V175H203V173H201V171H200V173H199V171H196V170H198V169H195V167L194 168H190L191 170H189L188 171ZM198 168V167H197ZM199 168H201V167H199ZM246 168V167H245ZM245 168H243V169H245ZM248 168V167H247ZM246 168V169H247ZM253 168V169H254ZM260 168H261V166H260ZM264 168V167H263ZM102 169V168H101ZM110 169V168H109ZM140 169V168H139ZM175 169V168H174ZM181 169V168H180ZM179 169V170H180ZM195 169V170H194ZM208 169H209V167H208ZM209 169V170H210ZM222 169H220L221 170V172L220 173H218L219 174V176H220V174H222ZM240 169H241V167H240ZM107 170V169H106ZM159 170H161V169H159ZM178 170V171H179ZM206 170V169H205ZM224 170H226V169H224ZM250 170V169H249ZM261 170V169H260ZM133 171V170H132ZM251 171V170H250ZM176 172V171H175ZM210 172V171H209ZM235 172V171H234ZM264 172V171H263ZM116 173V172H115ZM215 173H217L216 171H215ZM241 173V172H240ZM251 173H252V171H251ZM259 173V172H258ZM7 174H9V173H7ZM94 174V173H93ZM96 174V173H95ZM133 174V173H132ZM151 174V173H150ZM178 174H175V176L176 175H178ZM213 174H214V172H213ZM213 174H211V175H213ZM229 174V173H228ZM248 174V173H247ZM262 174V173H261ZM111 175V174H110ZM128 175V174H127ZM138 175V174H137ZM145 175V174H144ZM171 175V174H170ZM173 175V174H172ZM182 175V176H181ZM216 175V174H215ZM233 175V174H232ZM241 175V174H240ZM239 175V176H240ZM5 176H6V174H5ZM10 176V175H9ZM99 176V175H98ZM106 176V175H105ZM105 176L104 177H102V178H105ZM116 176V175H115ZM121 176V175H120ZM126 176V175H125ZM152 176V175H151ZM155 176V175H154ZM174 176V177H175ZM205 176V175H204ZM226 176V175H225ZM238 176V175H237ZM242 176V175H241ZM246 176H248V175H246ZM259 176L261 177L262 175H260V173H259ZM3 177H2V179L1 180H3ZM97 177V176H96ZM108 177V176H107ZM136 177H138V176H136ZM147 177V176H146ZM156 177V176H155ZM162 178H163V176H161ZM169 177V176H168ZM236 177V176H235ZM259 177V178H260ZM263 177V176H262ZM262 177H261V179H262ZM6 179H8V176L7 177H5ZM100 178V177H99ZM102 178H100V179H102ZM149 178V177H148ZM157 178V177H156ZM171 178V177H170ZM206 178H208V177H206ZM224 179L223 180H225V177H223ZM227 178V177H226ZM239 178V177H238ZM245 178V177H244ZM258 178V179H259ZM12 179V178H11ZM14 179V178H13ZM106 179V178H105ZM109 179H110V177H109ZM130 179V178H129ZM153 179V178H152ZM175 179V178H174ZM173 179V180H174ZM204 179V178H203ZM209 179V178H208ZM236 179H237V177H236ZM235 179V180H236ZM263 179H264V177H263ZM108 180V179H107ZM142 180V179H141ZM219 180V179H218ZM239 180H242V179H239ZM9 181H11V180H9ZM15 181V180H14ZM101 181V180H100ZM153 181V180H152ZM162 181V180H161ZM177 181V180H176ZM204 181V180H203ZM236 181H238V180H236ZM254 181V180H253ZM104 182V180H102V182L100 183V184H98L97 186H95V189H94V191H93V193H92V191H91V196H92V198L93 199H95V201L94 200H92V201H94L95 203L94 204H96V206L97 207H99V206H102L104 203H105V201H106V204L108 203V209H109V207L114 203V201H115V199H114V201H111V200H108L107 199V195H108V197H109V193L111 192V193H113L112 191H110L111 190V188H110V190L108 191V189L109 188H107L106 189V187H105V189L108 191H106L105 189H104V186H106V185H104L103 184V189L105 190H102V188H101V184ZM114 182V181H113ZM134 182V181H133ZM163 182H164V180H163ZM167 181H165V183H166ZM218 182V181H217ZM219 182H221V181H219ZM242 182V181H241ZM245 182V181H244ZM247 182V181H246ZM95 183H96V181H95ZM98 183V182H97ZM110 183H112V182H110ZM109 183V184H110ZM117 183V182H116ZM130 183V182H129ZM169 183H171V182H169ZM169 183H168V185H169ZM201 183V182H200ZM206 183V182H205ZM208 183V182H207ZM213 183V182H212ZM233 183V182H232ZM237 183V182H236ZM240 183V182H239ZM252 183V182H251ZM13 184H15V183H13ZM109 184H108V186H109ZM132 184V183H131ZM167 184V183H166ZM216 184V183H215ZM244 184V183H243ZM250 184V183H249ZM263 184V183H262ZM112 185V184H111ZM115 185V184H114ZM133 185V184H132ZM152 185V184H151ZM228 185V184H227ZM230 185H232V184H230ZM235 185V184H234ZM239 185V184H238ZM245 185V184H244ZM251 185V184H250ZM261 185V184H260ZM93 186V185H92ZM141 186V185H140ZM143 186V185H142ZM165 186V185H164ZM171 186H172V183H171ZM170 186V187H171ZM211 186V185H210ZM216 186V185H215ZM214 186V187H215ZM229 186V185H228ZM254 186V185H253ZM110 187V186H109ZM137 187V186H136ZM139 187V186H138ZM167 187V186H166ZM170 187H168L169 189H170ZM235 187V186H234ZM237 187V186H236ZM235 187V188H236ZM239 187H241V186H239ZM239 187H237V188H239ZM242 187H244V186H242ZM127 188H129V187H127ZM162 188V187H161ZM167 188V189H168ZM221 188V187H220ZM225 188H226V190H225ZM224 188V190L225 191H229V190H227V188L228 187H225ZM249 188V187H248ZM139 189H140V187H139ZM138 188H137V190L138 191H140ZM159 189V188H158ZM167 189H165V190H167ZM168 189V190H169ZM219 189V188H218ZM230 189V188H229ZM240 189V188H239ZM261 189H263V188H261ZM93 190V189H92ZM142 190V189H141ZM168 190H167V192H164V194L165 193H168ZM221 190V189H220ZM231 190V189H230ZM233 190V189H232ZM236 190V189H235ZM233 191V192H231V193H234V192H236V191ZM238 190V189H237ZM243 190V189H242ZM245 190V189H244ZM248 190V189H247ZM253 190V189H252ZM120 191V190H119ZM158 191H160V190H158ZM106 192V193H105ZM115 192V191H114ZM142 192H143V190H142ZM162 192V193H163ZM245 192H247V191H245ZM251 192V191H250ZM258 192V191H257ZM256 192V193H257ZM85 193V192H84ZM103 193V194H102ZM160 193V192H159ZM158 193V194H159ZM161 193V196H163V194ZM170 193V192H169ZM168 193V194H169ZM236 193H238L239 194V191L238 192H236ZM235 193V194H236ZM254 193V192H253ZM89 194V193H88ZM132 194V193H131ZM141 194V193H140ZM144 194V193H143ZM142 194V195H143ZM167 194V195H168ZM237 194V195H238ZM242 193H240V195H241ZM252 194V193H251ZM112 195V194H111ZM110 195V196H111ZM129 195H130V193H129ZM166 195V196H167ZM255 195V194H254ZM113 196V195H112ZM111 196V197H112ZM119 196V195H118ZM137 196V195H136ZM135 195H133V197L135 198L136 197ZM139 196H141V195H139ZM156 196V195H155ZM165 196V195H164ZM231 196H232V198H235V197H233V195L231 194ZM244 196V195H243ZM249 196V195H248ZM251 196V195H250ZM143 197V196H142ZM245 197V196H244ZM81 198V197H80ZM84 198V197H83ZM113 198V197H112ZM123 198H125V197H123ZM131 198H132V196H131ZM130 198V200L129 199H127V198H125V199H127V200H129V201H131L132 199ZM156 198V197H155ZM168 198V197H167ZM223 198V199H222ZM228 198V197H227ZM247 198V197H246ZM262 198V197H261ZM158 199V198H157ZM160 199V198H159ZM165 199V198H164ZM259 199H260V197H259ZM138 200V199H137ZM218 200V201H217ZM231 201L233 200V199H230ZM230 200H228V201H230ZM237 200V199H236ZM246 200V199H245ZM251 200V199H250ZM256 200H258V199H256ZM84 201V200H83ZM88 201H89V199H88ZM117 201V200H116ZM123 201V200H122ZM132 201H134V199L132 200ZM131 201V202H132ZM143 201V200H142ZM142 201H140L139 200V203L140 202H142ZM158 201V200H157ZM217 201V202H216ZM225 201H226V199H225ZM224 201V202H225ZM235 201V200H234ZM240 201V200H239ZM249 201V200H248ZM247 201V202H248ZM87 202V201H86ZM124 202V201H123ZM123 202H122V204H123ZM128 202V201H127ZM135 202V201H134ZM137 202V203H136ZM135 203L136 204H138V201H136ZM235 202H237V201H235ZM246 202V203H247ZM250 202V201H249ZM248 202V203H249ZM251 202H252V200H251ZM251 202H250V204H251ZM255 202H257V201H255ZM81 203H83V202H81ZM90 203V202H89ZM133 203V202H132ZM135 203H134V205H135ZM229 203V202H228ZM243 203H245V202H243ZM245 203V204H246ZM117 204V203H116ZM119 204V203H118ZM131 204V203H130ZM129 204V205H130ZM152 204V203H151ZM167 204V203H166ZM217 204H220V203H217ZM224 204H226V203H224ZM230 204V203H229ZM232 204L234 205L235 203H233L232 202ZM264 204V203H263ZM82 205V204H81ZM85 204H83V206H84ZM105 205V204H104ZM114 205V204H113ZM127 205V204H126ZM133 205V204H132ZM133 205V206H134ZM139 205V204H138ZM138 205H135V206H138ZM158 205V204H157ZM244 205V204H243ZM256 205H257V203H256ZM256 205H254V206H256ZM260 205V204H259ZM95 205H93L92 207H94ZM120 206H122V205H120ZM223 206V205H222ZM224 206H226V205H224ZM228 206V205H227ZM230 206V205H229ZM228 206V207H229ZM235 206H236V204H235ZM253 206V207H254ZM258 206V205H257ZM262 206V205H261ZM88 207V206H87ZM114 207V206H113ZM123 207H125V206H123ZM150 207V206H149ZM156 207V206H155ZM227 207V208H228ZM236 207H238V206H236ZM236 207H235V209H236ZM244 207V206H243ZM248 207H250V206H248ZM128 208H129V206H128ZM166 208V207H165ZM231 208H233L232 207V205H231ZM240 208H241V206H240ZM251 208V207H250ZM255 208V207H254ZM81 209V208H80ZM87 209V208H86ZM105 209V208H104ZM140 209H142V208H140ZM223 209V210H222ZM245 209V208H244ZM252 209V208H251ZM92 210H94V209H92ZM98 210H99V208H98ZM114 210V209H113ZM122 210V209H121ZM125 210V209H124ZM159 210V209H158ZM162 210H164V209H162ZM161 210V211H162ZM225 210V211H224ZM229 210V209H228ZM231 210V209H230ZM237 210H238V208H237ZM82 211H83V209H82ZM81 211V212H82ZM102 211V210H101ZM100 211V212H101ZM106 211V210H105ZM109 211V210H108ZM117 211V210H116ZM120 211V210H119ZM145 211H146V209H145ZM166 211V210H165ZM244 211V210H243ZM242 211V212H243ZM246 211V210H245ZM257 211V210H256ZM255 211V212H256ZM262 211V210H261ZM80 212V213H81ZM87 212V211H86ZM121 212V211H120ZM141 212V211H140ZM159 212V211H158ZM249 212V211H248ZM253 212V211H252ZM254 212V213H255ZM259 212V211H258ZM83 213H85V212H83ZM105 213V212H104ZM112 213V212H111ZM122 213V212H121ZM131 213V212H130ZM129 213V214H130ZM144 213V212H143ZM153 213V212H152ZM239 213V212H238ZM244 213V212H243ZM246 213H247V211H246ZM263 213V212H262ZM82 214V213H81ZM97 214V213H96ZM154 214V213H153ZM253 214V213H252ZM259 214H261V213H259ZM106 215V214H105ZM117 215H119V214H117ZM137 215V214H136ZM139 215V214H138ZM137 215V216H138ZM145 215H146V212H145ZM149 215H150V213H149ZM155 215V214H154ZM159 215V214H158ZM245 213L243 214V221H244V218H246L247 216L245 215ZM247 215H249V214H247ZM250 215H251V213H250ZM86 216V215H85ZM89 216V215H88ZM99 216V215H98ZM135 216V215H134ZM152 216V215H151ZM229 216V217H230ZM252 216V215H251ZM115 217V216H114ZM117 217V216H116ZM125 217V216H124ZM128 217V216H127ZM139 217V216H138ZM148 217V216H147ZM154 217V216H153ZM232 217V216H231ZM257 217V216H256ZM110 218V217H109ZM129 218V217H128ZM131 218V217H130ZM129 218V219H130ZM135 218V217H134ZM140 218V217H139ZM141 218H142V216H141ZM146 218V217H145ZM162 218V217H161ZM259 218V217H258ZM263 219H264V216L262 217ZM262 218H260V219H262ZM87 219V218H86ZM94 219H97V218H94ZM108 219V218H107ZM106 219V220H107ZM149 219V218H148ZM163 219V218H162ZM165 219V218H164ZM260 219H259V221H260ZM110 220V219H109ZM108 220V221H109ZM115 220V219H114ZM126 220H127V218H126ZM135 220V219H134ZM134 220H132V221H134ZM137 220V219H136ZM141 220V219H140ZM144 220H146V219H144ZM155 220V219H154ZM234 220H236V221H234ZM240 220V219H239ZM98 221H99V219H98ZM111 221V220H110ZM113 221V220H112ZM118 221H119V219H118ZM127 221H129V220H127ZM138 221V220H137ZM216 221H218V222H216ZM244 221V222H245ZM86 222V221H85ZM115 222H117V221H115ZM121 222H123V220H121ZM141 222H142V220H141ZM144 222V221H143ZM160 222V221H159ZM165 222V221H164ZM241 222V221H240ZM251 222V221H250ZM105 223H107V222H105ZM118 223V222H117ZM139 223V222H138ZM154 223V222H153ZM214 223L216 224V226H229V227H231L232 226V228L233 229H231V232H234V229L237 227V229H239L238 230V232L240 231V236H242L241 238H240V236L239 237H235V236H233L234 238H232V239H234V241L233 240H230L229 242L228 241H226V239H225V242H221V241H218L217 239V237L219 236L218 234H219V232H218V234H215V235H213L212 233H214V232H212L213 231V229L214 228H212V226H214ZM238 223V224H237ZM262 223H263V221H262ZM87 224V223H86ZM96 224V223H95ZM119 224V223H118ZM122 224V223H121ZM155 224H157L156 222H155ZM241 224H242V222H241ZM244 224V223H243ZM84 225H85V223H84ZM88 225V224H87ZM93 225V224H92ZM104 225V224H103ZM116 225V224H115ZM126 225V224H125ZM153 225V224H152ZM164 225V224H163ZM235 225H238V226H240V228H238V226H235ZM262 225H264V223L262 224ZM108 226V225H107ZM119 226V225H118ZM123 226V225H122ZM138 226V225H137ZM136 226V227H137ZM143 226V225H142ZM244 226H243V229H244ZM83 227V226H82ZM94 227V226H93ZM116 227V226H115ZM131 227V226H130ZM140 227V226H139ZM235 227V228H234ZM257 227H259V226H257ZM261 227V226H260ZM263 228H264V226H262ZM105 228V227H104ZM110 228H112L111 227V225H110ZM133 228H135L134 226H133ZM155 228V227H154ZM165 228V227H164ZM167 228V227H166ZM169 228V227H168ZM218 228V227H217ZM226 228V227H225ZM83 229H85V228H83ZM82 229V230H83ZM94 229V228H93ZM122 229V228H121ZM142 229V228H141ZM150 229V228H149ZM220 229V227L217 229L218 231H220L219 230ZM223 229V228H222ZM226 229H229L230 230V228H226ZM86 230H87V228H86ZM124 230V229H123ZM132 230V229H131ZM135 230V229H134ZM147 231H148V229H146ZM233 230V231H232ZM91 231V230H90ZM94 231V230H93ZM113 231V230H112ZM120 231V230H119ZM126 231V230H125ZM128 231V230H127ZM143 231V230H142ZM152 231H153V229H152ZM166 231V230H165ZM263 231V230H262ZM85 232V231H84ZM103 232V231H102ZM117 232V231H116ZM123 232V231H122ZM135 232V231H134ZM157 232V231H156ZM210 232H211V234H210ZM217 232V231H216ZM229 232V231H228ZM90 233V232H89ZM94 233V232H93ZM97 233V232H96ZM118 233V232H117ZM124 233V232H123ZM132 233V232H131ZM145 233V232H144ZM155 233V232H154ZM158 233V232H157ZM167 233V232H166ZM237 233V232H236ZM236 233L234 234V235H236ZM263 233H264V231H263ZM263 233H261V235L263 234ZM87 234V233H86ZM103 234V233H102ZM111 234V233H110ZM128 234V233H127ZM159 234V233H158ZM260 234V233H259ZM90 235V234H89ZM98 235V234H97ZM120 235V234H119ZM118 235V236H119ZM125 235V234H124ZM149 235H151V234H148V236ZM239 235V234H238ZM260 235V236H261ZM264 235V234H263ZM262 235V236H263ZM141 236V235H140ZM228 236V235H227ZM226 236V238H228ZM229 236H230V233H229ZM237 236V235H236ZM261 236V237H262ZM93 237V236H92ZM114 237V236H113ZM120 237V236H119ZM127 236H125V238H126ZM133 237V236H132ZM155 237V236H154ZM157 237H158V235H157ZM86 238V237H85ZM84 238V239H85ZM87 238H88V236H87ZM95 238V237H94ZM99 238V237H98ZM137 238V237H136ZM148 238V237H147ZM161 238H164V236L162 237L161 236ZM167 238V237H166ZM172 238H171V240H172ZM230 238V237H229ZM228 238V239H229ZM257 238V237H256ZM259 238V237H258ZM258 238H257V241H258ZM89 239V238H88ZM96 239V238H95ZM116 239V238H115ZM117 239H118V237H117ZM120 239V238H119ZM139 239V238H138ZM142 239V238H141ZM145 239V238H144ZM221 239V238H220ZM227 239V240H228ZM260 239V238H259ZM263 239V238H262ZM82 240V239H81ZM105 240V239H104ZM132 240V239H131ZM154 240V239H153ZM164 240V239H163ZM168 240V239H167ZM217 240V241H216ZM91 241V240H90ZM123 241V240H122ZM125 241V240H124ZM133 241V240H132ZM142 241V240H141ZM147 241V240H146ZM156 241V240H155ZM173 241V240H172ZM233 241V242H232ZM260 241H263V240H260ZM81 242V241H80ZM93 242V241H92ZM99 242V241H98ZM135 242V241H134ZM139 242V241H138ZM150 242V241H149ZM152 242V241H151ZM154 242V241H153ZM160 241H158V243H159ZM162 242V241H161ZM90 243V242H89ZM114 243H116V242H114ZM131 243V242H130ZM133 243V242H132ZM146 243V242H145ZM145 243H143V244H145ZM169 243V242H168ZM223 243V244H222ZM239 243H240V245H241V247L239 248L238 246H240L239 245ZM85 244V243H84ZM109 244V243H108ZM113 244V243H112ZM120 244V243H119ZM127 244V243H126ZM129 244V243H128ZM153 243H151V245H152ZM165 244V243H164ZM172 244V243H171ZM100 245V244H99ZM116 245V244H115ZM115 245H113V246H115ZM147 245V244H146ZM154 245V244H153ZM162 245V244H161ZM86 246H87V244H86ZM85 246V247H86ZM94 246V245H93ZM95 246H96V244H95ZM104 246V245H103ZM102 246V247H103ZM112 246V247H113ZM125 246V245H124ZM134 246V245H133ZM140 246H141V244H140ZM143 246V245H142ZM149 246V245H148ZM165 246V245H164ZM170 246V245H169ZM252 246V245H251ZM84 247V246H83ZM109 247V246H108ZM121 246L119 245V248H120ZM137 247V246H136ZM147 247V246H146ZM172 247V246H171ZM249 247V246H248ZM257 247V246H256ZM80 248H81V246H80ZM94 248V247H93ZM106 248V247H105ZM110 248V247H109ZM118 248V247H117ZM118 248V249H119ZM150 248V247H149ZM153 248V247H152ZM156 248V247H155ZM154 248V249H155ZM246 248H247V246H246ZM250 248V247H249ZM249 248H248V250H249ZM254 248V247H253ZM253 248H252V250H251V252L253 251ZM114 249V248H113ZM129 249V248H128ZM162 249V248H161ZM169 249V248H168ZM245 248H243V250H244ZM120 250V249H119ZM149 250V249H148ZM152 250V249H151ZM158 250V249H157ZM248 250L246 249V250H244L245 252H248ZM93 251V250H92ZM97 251V250H96ZM256 251V250H255ZM81 252H82V249H81ZM90 252V251H89ZM88 252V253H89ZM103 252V251H102ZM110 252V251H109ZM113 252V251H112ZM129 252V251H128ZM136 252V251H135ZM138 252H142V251H138ZM257 252V251H256ZM86 253V252H85ZM97 253V252H96ZM100 253V252H99ZM122 253V252H121ZM131 253H133V252H131ZM139 253V254H140ZM149 253V252H148ZM167 253H169V252H167ZM249 253V252H248ZM253 253V252H252ZM110 254H111V252H110ZM116 254V253H115ZM125 254V253H124ZM155 254V253H154ZM157 254V255H158ZM254 254V253H253ZM256 254V253H255ZM263 254V253H262ZM88 255V254H87ZM101 254H99V256H100ZM123 255V254H122ZM138 255V254H137ZM148 255V254H147ZM146 255V256H147ZM156 255V256H157ZM248 255H250V254H248ZM252 255V254H251ZM257 255V254H256ZM255 255V256H256ZM260 255V254H259ZM264 255V254H263ZM89 256H91V255H89ZM88 256V257H89ZM99 256H98V258H99ZM127 256V255H126ZM125 256V257H126ZM150 256H152V255H150ZM163 256V257H164ZM254 256V257H255ZM258 256V255H257ZM256 256V257H257ZM83 257H85V255L83 256ZM138 257V256H137ZM144 257V256H143ZM155 257V256H154ZM243 257H245V258H243ZM249 257V256H248ZM250 257H252V258H254L253 256H250ZM256 257L253 259V261H257L256 260ZM101 258V257H100ZM141 258V257H140ZM151 258V257H150ZM252 258H250V259H252ZM258 258V257H257ZM264 258V257H263ZM83 259H85V258H83ZM90 259V258H89ZM93 259V258H92ZM118 259V258H117ZM121 259V258H120ZM141 259H143V258H141ZM147 259H149L148 257H147ZM98 260V259H97ZM108 260V259H107ZM124 260V259H123ZM126 260V259H125ZM124 260V261H125ZM130 260V259H129ZM135 260V259H134ZM139 259H137L136 261H138ZM145 260V259H144ZM246 260H248V258L246 259ZM83 261H85V260H83ZM87 261V260H86ZM96 261V260H95ZM99 261V260H98ZM131 261H133V260H131ZM146 261V260H145ZM151 261V260H150ZM154 261V260H153ZM152 261V262H153ZM249 261V260H248ZM252 260H250V262H251ZM252 261V262H253ZM105 262V261H104ZM116 262H117V260H116ZM140 262V261H139ZM141 262H142V260H141ZM140 262V263H141ZM147 262V261H146ZM151 262V263H152ZM161 262V261H160ZM249 262V263H250ZM251 262V263H252ZM263 262V261H262ZM261 262V263H262ZM85 263V262H84ZM92 263V262H91ZM127 263V262H126ZM129 263V262H128ZM131 263V262H130ZM137 263V262H136ZM149 263V262H148ZM159 263V262H158ZM248 263V262H247ZM254 263V262H253ZM260 263V264H261ZM101 264V263H100ZM104 264V263H103ZM133 264H134V261H133ZM139 264V263H138ZM144 264V263H143ZM146 264V263H145ZM153 264V263H152ZM161 264V263H160ZM162 264H164V262L162 263ZM255 264V263H254ZM257 264V263H256ZM262 264H264V263H262Z\"/></svg>", "mask_w": 264, "mask_h": 264}]
</instances>
